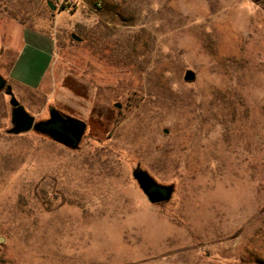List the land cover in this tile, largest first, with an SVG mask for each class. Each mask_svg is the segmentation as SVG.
<instances>
[{
	"label": "rangeland",
	"instance_id": "rangeland-1",
	"mask_svg": "<svg viewBox=\"0 0 264 264\" xmlns=\"http://www.w3.org/2000/svg\"><path fill=\"white\" fill-rule=\"evenodd\" d=\"M0 78V264H264V0H0ZM6 86L77 148L7 134Z\"/></svg>",
	"mask_w": 264,
	"mask_h": 264
},
{
	"label": "water",
	"instance_id": "water-1",
	"mask_svg": "<svg viewBox=\"0 0 264 264\" xmlns=\"http://www.w3.org/2000/svg\"><path fill=\"white\" fill-rule=\"evenodd\" d=\"M47 5L51 10H55V7L50 2H47ZM184 80L186 82L193 81L194 74L188 71L184 76ZM4 84V81L0 78V88H2ZM5 88L6 94L10 97L9 104L11 106V128L6 131L7 134L18 135L34 130L41 134H46L53 140L72 149L77 148L86 128L82 121L61 115L55 108L49 107V118L45 121L35 122L34 118L25 111L18 101H16L10 87L6 86ZM132 177L137 182L149 203L158 204L170 199L173 192L172 186L157 184L147 172L143 171L138 166L132 171Z\"/></svg>",
	"mask_w": 264,
	"mask_h": 264
},
{
	"label": "crops",
	"instance_id": "crops-1",
	"mask_svg": "<svg viewBox=\"0 0 264 264\" xmlns=\"http://www.w3.org/2000/svg\"><path fill=\"white\" fill-rule=\"evenodd\" d=\"M37 52L43 54L44 57L48 55V53L42 49L29 46H26L24 50L21 49V51L18 52L10 69V76L14 81L23 83L26 86H36L39 83L42 76L40 77V75L37 74L38 72L35 71L32 63L33 58L38 56L35 54Z\"/></svg>",
	"mask_w": 264,
	"mask_h": 264
},
{
	"label": "trees",
	"instance_id": "trees-1",
	"mask_svg": "<svg viewBox=\"0 0 264 264\" xmlns=\"http://www.w3.org/2000/svg\"><path fill=\"white\" fill-rule=\"evenodd\" d=\"M102 0H84V2L89 6H96L97 3L101 2Z\"/></svg>",
	"mask_w": 264,
	"mask_h": 264
},
{
	"label": "flooded vegetation",
	"instance_id": "flooded-vegetation-1",
	"mask_svg": "<svg viewBox=\"0 0 264 264\" xmlns=\"http://www.w3.org/2000/svg\"><path fill=\"white\" fill-rule=\"evenodd\" d=\"M62 115V114H61ZM45 121V120H44Z\"/></svg>",
	"mask_w": 264,
	"mask_h": 264
}]
</instances>
